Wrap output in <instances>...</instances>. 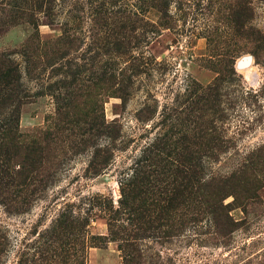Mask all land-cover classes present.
<instances>
[{
    "label": "rangeland",
    "instance_id": "obj_1",
    "mask_svg": "<svg viewBox=\"0 0 264 264\" xmlns=\"http://www.w3.org/2000/svg\"><path fill=\"white\" fill-rule=\"evenodd\" d=\"M0 264H264V0H0Z\"/></svg>",
    "mask_w": 264,
    "mask_h": 264
},
{
    "label": "bare ground",
    "instance_id": "obj_2",
    "mask_svg": "<svg viewBox=\"0 0 264 264\" xmlns=\"http://www.w3.org/2000/svg\"><path fill=\"white\" fill-rule=\"evenodd\" d=\"M237 67V66H236ZM238 68H240V67H238Z\"/></svg>",
    "mask_w": 264,
    "mask_h": 264
}]
</instances>
